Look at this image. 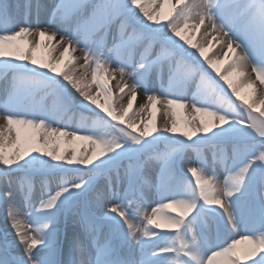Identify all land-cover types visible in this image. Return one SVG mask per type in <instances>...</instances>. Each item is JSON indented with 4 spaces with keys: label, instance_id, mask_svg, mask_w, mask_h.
<instances>
[{
    "label": "snow or ice",
    "instance_id": "1",
    "mask_svg": "<svg viewBox=\"0 0 264 264\" xmlns=\"http://www.w3.org/2000/svg\"><path fill=\"white\" fill-rule=\"evenodd\" d=\"M158 4L60 0L52 6L53 21L62 24L57 29L47 21V28L31 23V0H0V77L6 82L0 101V165L6 177L20 174L19 190L31 207L22 213L14 192H0L5 223L15 230L4 229L0 264H264V0H163L171 5L167 13L153 7ZM113 28L118 39L113 37L109 48ZM189 28H203L205 38L222 46L216 58L185 34ZM29 36L27 48L18 43ZM57 36L49 55L38 60L36 51L48 47L44 38ZM77 48L79 58L71 56ZM57 49L58 56L52 55ZM221 55L230 61L226 74L217 66ZM76 59L83 60L79 75L70 67ZM244 76L239 83L233 79ZM189 83L196 86L190 99L184 92ZM241 88L251 92L242 95ZM38 93L43 94L39 99ZM140 93L145 99L129 117ZM48 99L51 106L44 102ZM158 105L164 113L159 125ZM180 109L206 119L194 122ZM79 111L91 113L94 127L68 130L66 115ZM146 111L147 121L137 123ZM76 140L88 141L91 153L78 158L75 147L68 154L57 150ZM190 148L210 151L211 161L203 155L188 159ZM153 163L159 165L154 179L149 176ZM220 164L223 180L216 175ZM71 165L90 166L87 178L81 174L84 168ZM112 169L127 189L113 190V199L98 215L83 213L82 232L62 244V217L93 191L97 174ZM72 173L75 179H61L47 193L44 180L40 207H35V178ZM150 190L159 197L155 207L146 199ZM96 199L102 201V194ZM137 216H142L140 223ZM241 227V239H235L232 234Z\"/></svg>",
    "mask_w": 264,
    "mask_h": 264
},
{
    "label": "rangeland",
    "instance_id": "2",
    "mask_svg": "<svg viewBox=\"0 0 264 264\" xmlns=\"http://www.w3.org/2000/svg\"><path fill=\"white\" fill-rule=\"evenodd\" d=\"M16 2H18V1H14V0H13V3H16ZM53 2H54V0H51V1H50V7L53 6ZM170 8H171V5H167L166 9H164V12L167 13V12L170 10ZM49 9H50V8H49ZM49 9H48V10H49ZM51 9H52V8H51ZM162 23H166V21H162ZM61 27H62V25H61ZM115 30H117V29L115 28ZM185 34L188 35V36H190L192 39L195 40V37H197V36H199V35L201 34V30H200L199 32H196V31H194L193 29L189 28ZM201 35H202V34H201ZM45 39H46V38H45ZM57 39H59V36H57ZM207 39H209V38H208V37L205 38L204 36L201 38V42L204 41V44L202 43V46H205ZM18 43H20L21 46H24L23 40L19 41ZM195 43H196V42H195ZM214 47H215V48H214V52H213L212 55L210 56V57H212V58H216V56L220 53V48L218 49V47H217L215 44H214ZM79 49H80V48H79ZM39 52H40V56L37 55V56L39 57L38 60H40V59H42V58L48 56V55H46V53L43 54V52H42L41 49H39ZM153 58H154V57H153ZM220 59H221V61H222V59H224V58L222 57V55H221ZM67 60H68V57H65V62H67ZM224 60H226V59H224ZM225 62H226V63H225L224 66H220L221 63H219L217 66H220L219 68L221 69V72L226 74V70H227V67H228V64H229L230 61L226 60ZM60 67H61V69H63L64 66H63V65H60ZM70 67H71V66H70ZM82 72H83V71H82V69H81L80 72H76V73H77V75H79V74H81ZM213 75H216V78H217V79H220L221 83L224 84L225 87H227V84H226V83L220 78V76L217 75L214 71H213ZM89 76H91V74H89ZM238 79H239V80H238L237 83H239V81H241V80H244L245 78H244V79H243V78H238ZM157 80H158V79H156V81H155V87L157 88V90H159L158 87H160V83H159ZM235 82H236V81H235ZM129 83H130V81H129ZM111 86H112V88H113V92H114V94H115V93H118V91H117V92L114 91V87H113V83H112V81H111ZM188 86H189V91L186 92V89H184V92H185V94H187V96H188L189 99H190V98H191V95L194 94V93L196 92V88H195L196 86H195V84H192V83H189ZM5 87H6V83H5V84L3 85V87H2V91H1L0 99H4V98H5V91H4V90H5V89H4ZM259 89H260V88H257V94H256V97H255L257 100H259V98H260V91H259ZM93 91H95V86H93ZM230 91H231V89H229V92H230ZM250 92H251L250 89H247V88H241V93H242V95H248ZM41 96H42V95H41ZM41 96H40V97H41ZM40 97L37 96V99H39ZM232 98H233L234 100H236V97H235L234 95L232 96ZM105 100H106V98H105L104 96H102V97L100 98L101 103H104ZM44 102H45L46 104H48L49 106L52 105V101H51V99L45 100ZM115 102H116L115 100H113V101H108V103H115ZM236 102H237V103H240L239 100H237ZM140 104H141V103H139V101H138V102H135L133 109L130 110V112H129V117H132L133 114L137 112V109H138V107H139ZM93 107H94V106H93ZM88 113H90V112H88ZM146 113H147V111H146ZM90 114H91V113H90ZM258 114H259V113H257V115H258ZM79 115H80L81 118H79ZM183 115H185L186 118H188V119L194 121V119H193L192 117H189L187 114H183ZM139 116H140V115H139ZM139 116H137V117H139ZM155 116H156V122H157V120H158L159 118H158V115H157L156 113H155ZM73 118L75 119V122H77V123L74 122L72 125L69 126L70 128L79 127V126L81 125V124H80V121H81L83 118L86 119L87 116L83 117V115H81V114L78 113L76 116H73ZM148 118H149V117L146 116V119H148ZM194 122H195V121H194ZM68 130H71V129H68ZM177 135H179V133H177ZM182 138H183V137H182ZM193 139H197V137H193ZM189 143H191V141H189ZM160 147L163 148V145H161ZM57 150L60 151V152H62L63 154H68V153L71 152V151L65 152V151H63V150L60 149V148L57 149ZM80 154H82V153L77 152L78 158H79V155H80ZM185 155H186L187 158H190L191 160H197L201 155H203V156H204L206 159H208L209 161H211V159H212V153H211L210 151H197V150H195V149H193V148L188 149V150L186 151ZM96 163H98V161H96ZM125 164H127V162H125ZM4 167H5V166L0 165V192H4V191H6V190H7V191H12V192H14L15 195L17 196L18 194L21 193V191L19 190V185L17 186V184L19 183V179H18V177H19L20 175H16V174H18V173H14V174H12V176H10V177H6V176L3 175ZM69 167H81V168H84V172H86L87 169H88V167H90V166L71 165V166H69ZM185 167H187V166H185ZM158 169H159V165L153 163V165H152L151 168H150V173H149L150 178H153V179H154V173L158 172ZM84 172L81 173V174H82V175H85V178H87V173L84 174ZM121 172L123 173V169H122V168H121ZM103 174H104V173H102V174H97L96 176L99 178V177L102 176ZM189 175H191V174L189 173ZM216 175L219 177L220 180H223V179H224L226 173L224 172V167H223L222 164H220V165L217 166V168H216ZM96 176H95V177H96ZM60 177H61L62 179H75V178H76L75 175H67V176H64V177L60 175L59 178H60ZM56 178H58V177H53V178H51L52 186H53L54 181H55ZM98 178H96V180H94L93 191H92L91 193H89L88 196L80 198V200L77 201V202L73 205V207H72V211H71L70 213H66V214L62 217V219H61V221H60V223H59V225H58V227H59V229H60L59 239L61 240V243H62V244H63V242H64V240H65V238H63V236H65V237H67V238L70 239L69 235H70V229H71V227H70L71 220L76 219V217H77L78 219L81 220V215H82L83 213H85V212L90 213L91 215H98V214L101 212V209H102V208L97 210V209H96V206H95V203H94V199H93L94 197H96V195H97L98 191H100V189L103 190V191L105 192L106 197H107L106 200H103V205H102V206H104L103 208L107 207V206H108V201H110V200L113 199V197H112V192H113V190H112V189L110 190L109 186L106 185V178H104L105 180H102V178H100L99 180H97ZM9 180H11L12 183H9ZM98 183H99V185L97 186ZM123 184H124V180H121V179H120L119 181L115 180V182H114V190H115L116 192H118V193H119V192H122V191H123ZM39 189L42 190L41 186L38 188V190H39ZM54 189H55V186H53L52 190H54ZM19 192H20V193H19ZM151 196H155V195H154V190H150L149 198H150ZM45 197H46V196H45ZM155 197H156L157 200L159 199V197H157V196H155ZM46 198H47V197H46ZM46 198H45V199H46ZM151 198H153V197H151ZM19 203H20V204H19V205H20V208H21V207L23 208L22 213H27V212L31 211V207H29V208H24V207H23V204H24V199H23V197H20V198H19ZM86 203L88 204V206H86ZM148 203H149V205L152 204V203H150V202H148ZM16 206H17V205H16ZM35 207H36V208H39V207H40V204H35ZM17 208H18V207H17ZM88 208H89L90 210H89ZM149 208H150V207H149ZM18 209H19V208H18ZM135 211H136V209H135L134 207H131V212L135 213ZM149 213H150V212H149ZM172 214H175V213H172ZM192 214L194 215V213H192ZM5 216H6L5 209H4L3 206H0V226H1V229H0V230H4L5 227H6ZM23 218H24V216H22V219H23ZM189 218H190V217H189ZM141 219H142V216H137V217H136V222H137V223H140ZM80 220H79V222H80ZM194 228H195V226H194ZM80 231L82 232V228H80ZM156 231L163 233V232L171 231V230H168V229H162V230H161V229H156ZM9 233H10V231H9ZM4 234H5V233H3V232L0 231V239L3 238ZM10 234H11V233H10ZM12 234H13V233H12ZM189 236H191V232L189 233ZM241 236H242V234L240 235L239 239H241ZM164 242H165V241H163V242H160V241H159V243H161V244H163ZM21 248H22V245H21ZM138 257H139V256H138ZM138 257H137V259H138ZM255 258H258V257H255ZM139 259H140V258H139ZM139 259H138V260H139Z\"/></svg>",
    "mask_w": 264,
    "mask_h": 264
},
{
    "label": "bare ground",
    "instance_id": "3",
    "mask_svg": "<svg viewBox=\"0 0 264 264\" xmlns=\"http://www.w3.org/2000/svg\"><path fill=\"white\" fill-rule=\"evenodd\" d=\"M173 3H175V0H173ZM153 7H163V9H166V7H167V5H164L163 4V0H159V4L158 5H156V6H153ZM50 8V0H43L42 1V3H41V19L39 20V23L40 24H43V26L45 27V28H47L48 27V23H45V21H47V22H51V23H54V25H55V27L57 28V29H59V28H61V23L59 22V21H53V16L52 15H50V13H48V9ZM31 13H32V11H31ZM31 23H33L32 21H31ZM34 24V23H33ZM201 30V34L199 35V36H197V37H195V40L194 39H192L193 40V42L195 43H199V44H201L202 45V43L204 44V41L203 42H201V38L204 36L203 35V33H204V29L203 28H201L200 29ZM108 37H110L111 39H113V37H116L117 39H118V31L117 30H114V31H112L110 34H109V36ZM46 38V39H45ZM44 38V45H47L48 47H44L43 49H44V52L46 53V55H49V52H50V46L51 45H53V44H56L57 43V41L59 40V39H57L56 38V40H54V41H48V39H47V37H45ZM208 38L209 39H207V41H206V44H205V46L204 47H206V49H207V55H209V56H211L212 55V53L214 52V44L218 47V49L220 48L221 49V45H219V44H217L215 41H212V37L211 36H208ZM33 38L31 37V36H29V37H27L26 38V40H23V43H24V46L23 47H25V48H27L28 47V41H31ZM36 39L38 40L39 39V37H36ZM226 50V49H225ZM58 53H59V49H57L56 50V52H54V53H52V55H54V56H58ZM35 55H36V58L37 59H39V57L37 56V55H39L40 56V52H39V50H37L36 51V53H35ZM71 56H73V57H77V58H79V57H81L82 56V52H81V50L79 49V48H77L76 49V51L75 52H72L71 53ZM226 60H224V59H222V61H221V64H220V66H224L225 65V62ZM81 64H83V60L82 59H76L75 60V62L72 64V65H70L72 68H74L75 70H76V72H80L81 71V69L82 68H80V65ZM220 66H218V67H220ZM82 71H83V69H82ZM89 74H90V72H89ZM252 75H253V77L255 76V73H252ZM91 78V76H89V79ZM239 78H245L244 80H246L247 79V76H244V77H239ZM233 79H234V81H236V82H238V78H236V77H233ZM159 83H160V81H159V79L157 80ZM4 80L2 81V83L4 84ZM112 83H113V87H114V91L115 92H117L118 91V89L115 87V85H116V81L115 80H113L112 81ZM257 85H258V88H260L261 86H259V81H257ZM6 88V87H5ZM4 88V89H5ZM159 88V87H158ZM196 88V87H195ZM127 91V90H126ZM102 97V96H101ZM100 97V98H101ZM99 98V99H100ZM144 99H145V96H144V94L143 93H140V95H139V98H138V100H137V102L139 101V103H143V101H144ZM3 99H0V101H2ZM126 100H127V97H125V100L122 102V103H125L126 104ZM182 114H187L189 117H192L193 119H194V121L195 122H199V120L200 119H206L205 117H201L200 116V114H198V113H194V111H191V110H185V109H180L179 110ZM81 112V114L82 115H87L88 116V120H91L92 118H91V114L90 113H88V111H80ZM155 113L158 115V120H157V125H159L162 121H163V119H164V113H163V111L160 109V106L158 105L157 106V109L155 110ZM146 116H147V113L145 112V113H141L140 114V116L139 117H137V123L139 122V119L140 118H144L145 119V121H147V119H146ZM75 122V120H70V123L69 124H72V123H74ZM75 123H77V122H75ZM88 123H83V125H80L79 127H75V128H82V126L84 127H88ZM88 128H90V127H88ZM81 135H86L87 133L86 132H81L80 133ZM73 147H75L78 151L77 152H79V153H85V152H87V153H91V151L93 150V147H92V145L88 142V141H84V140H76V141H73L72 143H62L61 144V146H60V149H62L63 151H65V152H68V151H71V149L73 148ZM188 159H190V158H188ZM191 160V159H190ZM185 166H187V165H185ZM149 173H150V170H149ZM20 175V174H19ZM62 178L60 177V178H56L55 179V181H54V184H53V186H55L60 180H61ZM99 185V183L97 184V186ZM42 192V191H41ZM41 192L40 191H37L36 192V195H37V197L35 198L36 199V204H40V200H41ZM98 193H101L102 194V196H103V199H102V201H100L99 203L97 202V199H96V197H94L93 199H94V203H95V206H96V209L98 210V209H101V211L103 210V207L104 206H102L103 205V200H106L107 199V197H106V194H105V192L103 191V190H101L100 189V191H98ZM35 195V196H36ZM20 196H21V194H18L17 196H16V200H15V203H16V205H17V207L19 208V210L22 212V210H23V208L21 207L20 208V203H19V198H20ZM46 196V195H45ZM44 196V198H46ZM113 197V196H112ZM155 201H157V199H156V197L155 196H153V198H152V200L150 199V203H152L151 204V207H155L156 206V204H155ZM151 207L148 209V211L149 212H151ZM211 207V206H210ZM25 218V217H24ZM23 218V219H24ZM21 219H22V216H21ZM79 220L80 219H78L77 217H76V219H73V220H71V223H70V227H71V229H70V235H69V237L71 238L72 236H73V234H76V235H79L80 233H81V231H80V228H82V226H81V223L79 222ZM81 221V220H80ZM6 227H8L9 228V231H10V233L12 234H14V232H15V230L14 229H11L10 228V222H9V225H6ZM242 231V230H241ZM241 231L239 232V230L237 231V233H234V234H232V235H234V238L235 239H239V237H240V235H241ZM231 241L229 240V243H230ZM245 247V245H241V248L243 249ZM136 255H140V253H139V250H136ZM255 259V258H254ZM244 264H252V261L251 260H249V261H245L244 262Z\"/></svg>",
    "mask_w": 264,
    "mask_h": 264
}]
</instances>
